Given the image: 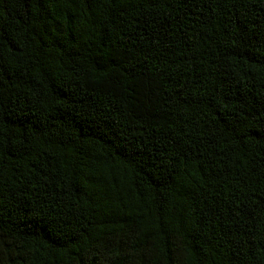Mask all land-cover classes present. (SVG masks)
Instances as JSON below:
<instances>
[{
    "label": "trees",
    "instance_id": "obj_1",
    "mask_svg": "<svg viewBox=\"0 0 264 264\" xmlns=\"http://www.w3.org/2000/svg\"><path fill=\"white\" fill-rule=\"evenodd\" d=\"M0 264H264V0H0Z\"/></svg>",
    "mask_w": 264,
    "mask_h": 264
}]
</instances>
